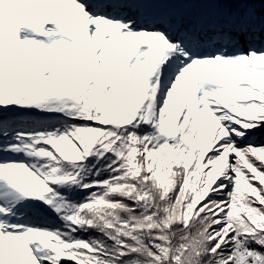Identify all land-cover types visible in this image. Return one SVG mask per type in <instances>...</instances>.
<instances>
[{
    "label": "snow or ice",
    "instance_id": "snow-or-ice-1",
    "mask_svg": "<svg viewBox=\"0 0 264 264\" xmlns=\"http://www.w3.org/2000/svg\"><path fill=\"white\" fill-rule=\"evenodd\" d=\"M0 264H264V0H0Z\"/></svg>",
    "mask_w": 264,
    "mask_h": 264
}]
</instances>
